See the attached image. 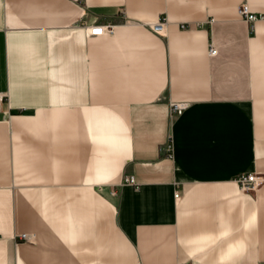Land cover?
<instances>
[{"label": "crops", "instance_id": "1", "mask_svg": "<svg viewBox=\"0 0 264 264\" xmlns=\"http://www.w3.org/2000/svg\"><path fill=\"white\" fill-rule=\"evenodd\" d=\"M242 2L264 12L0 0V264H264V19Z\"/></svg>", "mask_w": 264, "mask_h": 264}, {"label": "built area", "instance_id": "2", "mask_svg": "<svg viewBox=\"0 0 264 264\" xmlns=\"http://www.w3.org/2000/svg\"><path fill=\"white\" fill-rule=\"evenodd\" d=\"M238 14L247 22H253L257 19H264V12H251L248 8V5L245 2L240 3L237 7ZM212 22V19L208 20V23ZM165 20H158L151 24V29L157 34H163L165 31ZM186 24L180 23L181 27H185ZM86 33L88 35H99L102 33L111 32L112 27L110 24H98L93 27H85ZM216 53V48L211 44L208 49L209 55H214ZM7 98V92H0V101ZM186 106L184 102H170L169 103V111L171 114H180L183 108ZM166 150H169V147L166 146ZM125 182L133 184L134 179L132 175H128L124 178ZM262 178L255 174L254 172H246L241 173L235 178V182L238 184L239 188L243 191L254 190L260 185L262 182ZM174 197L177 198L179 193L175 191ZM18 237L21 239H29V235L27 233H19ZM182 264V263H181Z\"/></svg>", "mask_w": 264, "mask_h": 264}, {"label": "rangeland", "instance_id": "3", "mask_svg": "<svg viewBox=\"0 0 264 264\" xmlns=\"http://www.w3.org/2000/svg\"><path fill=\"white\" fill-rule=\"evenodd\" d=\"M18 236V235H17Z\"/></svg>", "mask_w": 264, "mask_h": 264}]
</instances>
